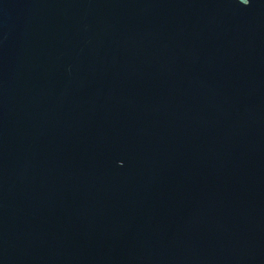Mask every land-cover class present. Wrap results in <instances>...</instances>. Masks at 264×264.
<instances>
[{"label":"water","instance_id":"water-1","mask_svg":"<svg viewBox=\"0 0 264 264\" xmlns=\"http://www.w3.org/2000/svg\"><path fill=\"white\" fill-rule=\"evenodd\" d=\"M0 264H264V0H0Z\"/></svg>","mask_w":264,"mask_h":264},{"label":"clouds","instance_id":"clouds-1","mask_svg":"<svg viewBox=\"0 0 264 264\" xmlns=\"http://www.w3.org/2000/svg\"><path fill=\"white\" fill-rule=\"evenodd\" d=\"M239 3V2H238Z\"/></svg>","mask_w":264,"mask_h":264}]
</instances>
